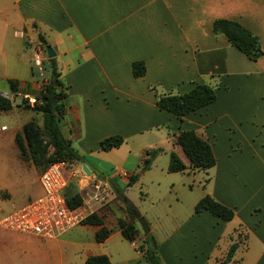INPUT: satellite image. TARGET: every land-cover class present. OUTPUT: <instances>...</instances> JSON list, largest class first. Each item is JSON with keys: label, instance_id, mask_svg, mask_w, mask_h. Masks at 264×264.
Returning a JSON list of instances; mask_svg holds the SVG:
<instances>
[{"label": "crops", "instance_id": "obj_1", "mask_svg": "<svg viewBox=\"0 0 264 264\" xmlns=\"http://www.w3.org/2000/svg\"><path fill=\"white\" fill-rule=\"evenodd\" d=\"M218 19L239 22L258 37L262 56L251 61L225 36H216L213 23ZM39 36L55 50L67 86L63 126L83 158L77 167L86 165L90 176L113 180L135 207L121 183L141 172L147 151L160 148L150 140L167 141L170 159L174 152L188 167L174 144L175 134L195 130L212 144L216 165L207 170L210 190L194 199L191 214L170 213L168 224L166 212L158 215L165 224L151 227L162 263L222 264L237 244L228 264H264V0H0V80L20 82L23 96H33L43 86L33 63L34 48L42 44ZM49 60L46 54L48 65ZM137 61L146 65L141 78L132 74ZM197 84L211 85L216 102L183 120L156 106L157 95L185 94ZM115 135L125 143L102 151L100 142ZM206 195L234 209V219L226 222L207 211L195 214V205ZM88 227L95 243L83 248V264L95 255L113 262L114 238L126 240L120 229L98 244V228ZM1 235L13 250L26 253L27 264L47 259L55 247L69 243L66 237L45 240L4 230ZM218 251L220 259L215 258Z\"/></svg>", "mask_w": 264, "mask_h": 264}, {"label": "rangeland", "instance_id": "obj_2", "mask_svg": "<svg viewBox=\"0 0 264 264\" xmlns=\"http://www.w3.org/2000/svg\"><path fill=\"white\" fill-rule=\"evenodd\" d=\"M240 54L243 55L241 52ZM44 65L46 69H44L45 71L39 79L42 85L49 80L51 71L50 64L48 65L44 61ZM4 92L11 94L9 83L0 80V93ZM13 96L12 103L15 106L13 111H0V219L27 205L42 193L39 177L43 165L35 163L29 155L23 156L15 144V137L17 133L22 132L23 126L30 121H35L37 125L43 127V115L35 111L33 107L26 105L22 93H13ZM2 126H6L8 131H2ZM156 133L158 132L154 134L158 135ZM160 140V138L158 140L153 139L148 144L168 149V151L159 154L147 176L141 178L138 183L126 190L128 197L135 202L136 210L144 215L143 217L150 230L151 227L160 226L166 221V219H158L160 214L168 212V224L170 213L179 212L182 216L191 214L194 199L200 198L210 190L208 184L211 172L207 170L196 171L194 169L195 172L191 173L190 176L183 173H168L170 145L167 141ZM74 147L78 148L76 144ZM51 153L52 148L48 150L47 156H50ZM179 154L185 162L189 163L181 149ZM87 177L90 181L83 176L72 178L66 197L78 193L83 198V202L87 200L91 195V188L87 185L89 183L92 185V181L96 178L94 176ZM83 178L86 181L81 183ZM172 184H175V186ZM121 187L125 188L126 184L121 183ZM91 213L99 215L105 226L111 230L119 228L120 221L132 225L138 230L137 240L135 241L136 248H133L132 243L127 240L114 238L111 244L114 252L113 264H149L141 258L138 250L143 245L146 235L140 223L137 220L132 221L126 206L114 189H112L110 197L101 204L95 205L92 210L87 212V216ZM81 227L83 226L80 225L75 230L73 229L59 238L62 240L66 237L69 243L60 244L49 252L47 259L34 261L32 264H83V248L95 242L92 228L88 226ZM80 229L87 230L82 231ZM1 233L2 230H0V264H27L26 253L21 248L13 250L10 241ZM97 247L103 250L101 246ZM215 258H221L220 251L217 252Z\"/></svg>", "mask_w": 264, "mask_h": 264}, {"label": "trees", "instance_id": "obj_3", "mask_svg": "<svg viewBox=\"0 0 264 264\" xmlns=\"http://www.w3.org/2000/svg\"><path fill=\"white\" fill-rule=\"evenodd\" d=\"M213 32L216 36H225L233 47L245 54L251 61L256 62L263 54L258 37L239 22L218 19L213 23ZM39 40L46 47L49 46L43 36H39ZM49 62L51 68L49 80L38 92L33 94L36 97L33 109L43 115V127L37 125L35 121H30L23 126L22 132L17 133L15 137V144L19 152L23 156L29 155L35 163L43 165L42 172L52 163L59 161H66L71 167L78 166L79 163L83 162L82 156L72 147L71 140L68 139L64 132L63 122L67 112L65 101L68 97L67 86L61 80L56 58L50 59ZM132 74L134 78L143 77L146 74L145 63L143 61L134 62L132 64ZM9 87L12 93L17 94L20 82L10 80ZM216 100V90L211 85L197 84L190 92L185 94L157 95L156 106L159 110L168 112L179 120H183L187 115L212 105ZM12 109V101L5 99L0 94V111L8 112ZM124 143V137L115 135L103 139L100 142V149L107 152L120 148ZM174 144L181 147L190 162V166L188 167L173 152L168 168L170 173L184 172L188 168L209 170L215 167L216 157L212 144L199 136L195 130H182L175 134ZM50 148H52V153L47 156ZM161 152V148L147 151V158L144 160L141 172L127 176L126 179L128 181L125 183V188L136 184L141 175L150 169L153 161ZM104 180L112 185L118 197L126 206L132 221L137 220L133 214V210L136 209L135 206L125 197L120 187L111 179ZM67 202L70 207L76 208L82 205L83 198L78 193L68 195ZM204 211L226 222L232 221L235 217L234 209L220 203L210 195H206L195 205V214ZM82 225L98 227L95 234V241L98 244L104 243L113 232V230L105 226L103 219L97 214L89 215L83 220ZM119 229L127 241L135 243L138 230L134 226L120 221ZM237 248V244L231 245L222 264H228L232 261ZM138 250L142 253L147 263L163 264L157 252L156 241L151 233L145 236L143 245ZM84 264H112V262L107 255H95L88 257Z\"/></svg>", "mask_w": 264, "mask_h": 264}, {"label": "built area", "instance_id": "obj_4", "mask_svg": "<svg viewBox=\"0 0 264 264\" xmlns=\"http://www.w3.org/2000/svg\"><path fill=\"white\" fill-rule=\"evenodd\" d=\"M46 54V47L43 44L34 48L33 63L41 76L44 71ZM2 96L10 101L14 97L13 94L8 93H4ZM23 98L28 106L33 107L36 103L35 96L24 95ZM6 129L5 126L1 128L2 131ZM79 176L87 177L82 167H71L66 161L49 165L39 177L41 195L8 216L1 218L0 229L36 236L45 240H56L82 225L83 220L89 216H87V212L109 198L114 188L108 181L95 178L92 185L90 183L87 185L91 188L90 197L84 200L79 207L72 208L67 202V188L69 179Z\"/></svg>", "mask_w": 264, "mask_h": 264}, {"label": "water", "instance_id": "obj_5", "mask_svg": "<svg viewBox=\"0 0 264 264\" xmlns=\"http://www.w3.org/2000/svg\"><path fill=\"white\" fill-rule=\"evenodd\" d=\"M46 51H47V55L50 59H53L56 57V52L51 46H47ZM83 170L87 176H90V174L92 173V171L86 165L83 166ZM133 214H134L135 218L138 220V222L140 223L142 230L144 231L145 235H149L151 230H150L148 223L144 219V217H142V215L136 209L133 210Z\"/></svg>", "mask_w": 264, "mask_h": 264}]
</instances>
